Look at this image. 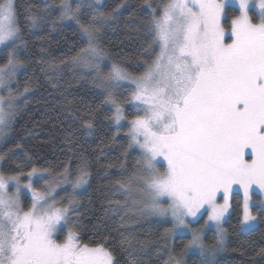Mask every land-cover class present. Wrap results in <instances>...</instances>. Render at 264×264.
<instances>
[{
  "label": "snow or ice",
  "instance_id": "snow-or-ice-1",
  "mask_svg": "<svg viewBox=\"0 0 264 264\" xmlns=\"http://www.w3.org/2000/svg\"><path fill=\"white\" fill-rule=\"evenodd\" d=\"M121 24L135 55L104 43ZM64 28L78 40L56 57ZM45 85L59 99L37 119ZM54 142L59 163L38 165ZM0 145V264L248 256L264 240V0H0Z\"/></svg>",
  "mask_w": 264,
  "mask_h": 264
},
{
  "label": "trees",
  "instance_id": "trees-1",
  "mask_svg": "<svg viewBox=\"0 0 264 264\" xmlns=\"http://www.w3.org/2000/svg\"><path fill=\"white\" fill-rule=\"evenodd\" d=\"M118 2V0H104L103 3L107 6L108 10L111 9L115 5V3ZM127 13H125V16ZM74 27V26H73ZM27 35V33H26ZM47 35V33H45ZM35 40V37L32 38ZM78 40L77 36H74L71 32L70 28H64L63 31H60L59 29L57 31H54L51 33V35L48 37V41H46V46L50 45L49 50L52 52V54L56 57L63 56L65 54H70L69 50L71 48H74L76 42ZM104 43L109 49L114 53H119L122 56H132L135 55V49L139 47V45L130 46L129 41L125 37V33L123 30V25L121 24L118 26L115 30L109 29L104 33ZM129 64H131V61H129ZM135 65H132L134 67ZM28 75H31V71H29ZM27 79V76H21V84L24 82V80ZM43 83V82H42ZM46 85L43 87H39L33 94L31 98V103L29 105V110L34 112L36 114V118L39 119L41 114L44 115H51L50 112L47 111L46 105L44 103V100L47 99L48 101L58 100L59 97L53 95H49V92H52L51 89H48L45 91ZM75 93H77V99H79L81 96H87L86 92L81 91L79 89H73ZM90 98V97H88ZM95 103H98V101H95ZM102 123H106L102 120ZM17 133L13 134L16 136V138H19V126H17ZM106 130V129H105ZM41 138L46 137V133L41 132L40 134ZM12 140V137L10 136L7 138L6 142H9ZM82 140H86L91 144L92 148H95L97 144L100 143V136L96 137H82ZM9 146L10 143H9ZM1 147H3L1 145ZM63 147V145L59 142H54L53 144L45 145L38 153V156H34L33 159L38 165H44L46 163H59L57 160V156L61 155L59 149ZM105 154L111 153L112 155L116 154L115 149H104ZM55 153V154H54ZM101 161L104 160V157H100ZM98 167V165L96 166ZM63 194V193H61ZM242 201V197L239 194L234 193L233 199H232V220L235 221L237 218V213L241 211L240 204ZM85 204H87V200H85ZM211 235V233H209ZM85 241L87 242L88 239H91L90 233L86 230L84 233ZM179 243V242H177ZM239 242L236 240L235 237H233L231 247H239ZM264 246V240H261L259 237V234L257 236L253 237L251 240V243L245 244L243 247L247 250L248 256H240L238 253L234 252H227L222 253L221 256L218 257L220 260V264H253L251 260V256H254V253L256 250L259 249V247ZM195 257L189 260V264H193V260ZM154 264H161L160 261H156L155 257L153 256ZM256 264H264V260H261L259 257L255 258Z\"/></svg>",
  "mask_w": 264,
  "mask_h": 264
},
{
  "label": "rangeland",
  "instance_id": "rangeland-1",
  "mask_svg": "<svg viewBox=\"0 0 264 264\" xmlns=\"http://www.w3.org/2000/svg\"><path fill=\"white\" fill-rule=\"evenodd\" d=\"M104 0H102V2H103ZM256 10L255 9H253V12H255ZM130 107V106H129ZM0 147H1V145H0ZM236 194H239L241 197H242V194L241 193H236ZM254 198H259V196H258V194L254 197ZM253 207H259L258 205H254ZM222 255V254H221ZM220 255V256H221Z\"/></svg>",
  "mask_w": 264,
  "mask_h": 264
}]
</instances>
